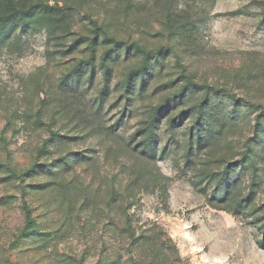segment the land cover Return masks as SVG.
<instances>
[{
	"label": "rangeland",
	"instance_id": "rangeland-1",
	"mask_svg": "<svg viewBox=\"0 0 264 264\" xmlns=\"http://www.w3.org/2000/svg\"><path fill=\"white\" fill-rule=\"evenodd\" d=\"M71 1L78 27L90 17L104 22L120 38L138 40L150 48L173 45L179 57L166 58L165 66L152 71L141 94L125 103L115 84L136 64L135 59L119 60L99 100L100 73L70 87L58 84L61 73L80 57L55 54L48 62L44 31L19 30L0 47V137L9 152L7 160L0 143V164L8 161L23 170L51 132L61 135L41 159L51 172L28 181L46 185V205L52 210L46 217V233L53 237L46 257H7V245L21 227L22 217L15 186L2 181L0 174V264H11V260L18 264H132L130 255L134 264H165L161 255L170 264H264L256 226L211 208L207 198L212 189L202 176L204 171H218L225 162L239 160L243 143L252 133V116L243 105L222 136L205 150H193L188 161L184 153L189 118L175 126L174 136L167 132V121L185 110L184 105L160 118L153 158L132 150L131 140L148 109L181 84L179 63L198 83L227 87L241 100L264 102V24L260 22L264 0L175 1L174 21L184 24L186 38L173 36L169 41L167 0ZM171 80H176L174 88L168 86ZM38 111L43 126L29 118ZM63 156L69 159L68 169L56 164ZM241 176L248 185L247 171ZM255 183V204L263 214L264 160ZM5 196H13L14 202L3 204ZM66 200L75 210L66 234L57 238L52 233L61 225L60 208L66 207ZM128 220L136 237L132 247Z\"/></svg>",
	"mask_w": 264,
	"mask_h": 264
},
{
	"label": "trees",
	"instance_id": "trees-1",
	"mask_svg": "<svg viewBox=\"0 0 264 264\" xmlns=\"http://www.w3.org/2000/svg\"><path fill=\"white\" fill-rule=\"evenodd\" d=\"M61 1L63 5L60 6L58 2ZM61 1L55 0L54 4H50L46 0H0V47L11 41L19 30L44 31L48 62L55 57V54L61 57H80L74 58L73 60L76 59L74 63L58 77L60 86L70 87V83H77L83 78L89 81L96 73H100L103 85L99 89L98 99L101 100V95H104L111 82L114 68L119 60L135 59L136 64L115 84V87L120 90V96L124 97L127 103L132 96L140 95L148 86L152 71L165 66L166 58L170 55L179 57L173 45L165 44L150 48L138 40L120 38L114 31L109 30L104 22H98L90 17L87 18V24L78 27L75 25L77 18L73 12L75 4L71 0ZM175 1L178 0H167L165 3L166 21L169 22L168 25L166 23L168 41L173 36L179 40L186 38L184 24L180 25L174 21L176 15L172 13L171 8ZM129 5L127 3L125 7L128 8ZM260 17L261 24H264V3ZM178 67L180 69L178 78L181 84L164 100L148 109L145 120L131 135V140L134 141L132 150H137L144 157L153 158L160 118L177 105H184L185 110L167 121V132L171 137L174 136L175 126L182 122L184 117L189 118L184 153V158L188 161L193 150H205L222 136L229 122L240 116V107L243 105L245 112L252 116V133L243 143L239 160L234 164L225 162L218 171H204L202 176L208 183L206 187L212 189V193L207 198L208 205L215 210L227 211L243 220H251L260 235L258 245L264 249V211L263 214H259L261 206L255 204V182L260 161L264 160V102L241 100L227 87L198 83L182 64L179 63ZM175 83L176 80L168 81V86L174 88ZM195 98L196 100L191 104H185L187 100L189 102ZM225 102H228L229 106ZM228 109L230 110L227 111ZM41 116L38 111L29 118L32 119V124L43 126ZM59 138L61 135L51 132L48 139H44L36 149L33 161L23 170L15 169L8 161L0 164V174L3 175L1 180L15 186L17 190L22 217L21 227L7 245L5 253L8 258L11 255L23 254H40L41 258L46 257V250L53 240L51 233H46V217L52 210L49 204L46 205V185H32L28 181L33 180L35 175L51 172L50 165L46 164V161L42 162L41 159L46 156L54 140ZM0 143L8 160L7 142L0 137ZM56 164L58 168L70 167L67 156L57 159ZM243 171H247L250 175L248 185H244L241 178ZM203 192L206 194V189H203ZM112 197L111 190L109 198ZM13 200V196H5L1 202L11 204ZM31 201L35 202L36 206L33 207ZM65 206L63 210L60 208L61 225L52 233L57 238H62L66 234L67 226L70 225L73 216L72 211L75 210L70 201L66 200ZM55 210L59 212L58 209ZM126 231L132 247V241L135 242L136 237L129 220ZM161 256L165 264L171 263L167 256ZM129 259L134 264L133 256L130 255ZM113 263L115 264V261ZM11 264L18 263L11 260Z\"/></svg>",
	"mask_w": 264,
	"mask_h": 264
}]
</instances>
